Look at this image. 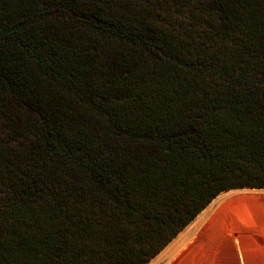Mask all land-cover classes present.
<instances>
[{
	"label": "trees",
	"instance_id": "obj_1",
	"mask_svg": "<svg viewBox=\"0 0 264 264\" xmlns=\"http://www.w3.org/2000/svg\"><path fill=\"white\" fill-rule=\"evenodd\" d=\"M264 187V0H0V264H148Z\"/></svg>",
	"mask_w": 264,
	"mask_h": 264
},
{
	"label": "rangeland",
	"instance_id": "obj_2",
	"mask_svg": "<svg viewBox=\"0 0 264 264\" xmlns=\"http://www.w3.org/2000/svg\"><path fill=\"white\" fill-rule=\"evenodd\" d=\"M225 214L232 239H227L228 225L223 224L220 229L222 233L214 234L212 238L205 240V243L190 255L187 264H264V210L243 205ZM158 256L159 254L148 264L156 263Z\"/></svg>",
	"mask_w": 264,
	"mask_h": 264
},
{
	"label": "bare ground",
	"instance_id": "obj_3",
	"mask_svg": "<svg viewBox=\"0 0 264 264\" xmlns=\"http://www.w3.org/2000/svg\"><path fill=\"white\" fill-rule=\"evenodd\" d=\"M220 194L159 254L156 263L152 264H187L190 255L205 240L222 233L220 229L223 224L228 225L227 239H232L228 221L224 218L226 212L243 205L264 210V189H231Z\"/></svg>",
	"mask_w": 264,
	"mask_h": 264
},
{
	"label": "water",
	"instance_id": "obj_4",
	"mask_svg": "<svg viewBox=\"0 0 264 264\" xmlns=\"http://www.w3.org/2000/svg\"><path fill=\"white\" fill-rule=\"evenodd\" d=\"M232 189H264V187H239V188H232ZM228 190H231V189H227V190H224V191H228ZM224 191H222V192H224ZM222 192H220V193H222ZM220 193H219V194H220ZM219 194H218V195H219ZM218 195H217V196H218ZM217 196H216V197H217ZM216 197H215V198H216ZM215 198H214V199H215ZM214 199H213V200H214ZM213 200H212V201H213ZM212 201H211V202H212ZM211 202H210V203H211ZM210 203H209V204H210ZM209 204H208V205H209ZM208 205H207V206H208ZM207 206H206L204 209H206ZM204 209H203V210H204ZM203 210H202V211H203ZM202 211H201V212H202ZM201 212H200V213H201ZM200 213H199V214H200ZM199 214H198V215H199ZM198 215H197V216H198ZM197 216H196V217H197ZM188 225H189V224H188ZM188 225H187V226H188ZM187 226H186V227H187ZM170 243H171V242H170ZM162 251H163V250H162ZM162 251H161V252H162ZM161 252H160V253H161ZM160 253H159V254H160Z\"/></svg>",
	"mask_w": 264,
	"mask_h": 264
}]
</instances>
